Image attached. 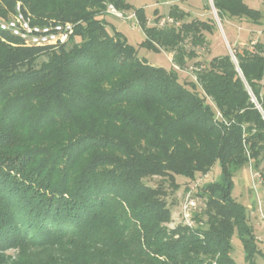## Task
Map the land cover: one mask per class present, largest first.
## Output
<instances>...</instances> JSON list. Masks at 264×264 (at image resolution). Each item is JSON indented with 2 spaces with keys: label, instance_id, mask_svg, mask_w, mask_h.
Segmentation results:
<instances>
[{
  "label": "trees",
  "instance_id": "obj_1",
  "mask_svg": "<svg viewBox=\"0 0 264 264\" xmlns=\"http://www.w3.org/2000/svg\"><path fill=\"white\" fill-rule=\"evenodd\" d=\"M212 3L221 22L263 19L246 0ZM18 4L37 24L75 30L57 49L0 35V264H236L235 235L246 264L264 259L233 196L234 173L264 160V42L234 49L236 61L226 54L198 64V84L185 85L176 68L141 59L107 16L110 5L131 11L140 47L173 54L183 70L215 25L187 21L177 5L173 24L160 26L159 12L150 25L145 8L127 0H0V15ZM216 164L219 179L195 191L207 200L203 226L168 230L166 187L145 179L177 190L176 176L192 181ZM11 249L19 251L12 262Z\"/></svg>",
  "mask_w": 264,
  "mask_h": 264
},
{
  "label": "rangeland",
  "instance_id": "obj_2",
  "mask_svg": "<svg viewBox=\"0 0 264 264\" xmlns=\"http://www.w3.org/2000/svg\"><path fill=\"white\" fill-rule=\"evenodd\" d=\"M130 5L135 8H145L146 15L149 19V24L154 25L159 12L162 16L161 22L168 19L170 8L177 5L179 9L189 14L187 21L199 19L215 25L212 33H205L207 44L196 49L197 58L189 60L186 68L179 70L173 64V54L167 52H153L145 48H141L140 44L145 39L142 29L139 27L134 14L129 11H117L122 14V17L108 13V20L112 26L120 31L128 40V42L139 51V57L145 59L149 64L161 67L167 70L176 68L179 73L180 82L189 85L194 82L197 83L196 71L200 70V66H208L211 59L217 56L230 54L232 59L236 61L234 56V49L241 51L245 48L252 49L257 42H264V2L262 0H246V3L253 9L259 10L263 13L261 23L254 24L247 19L230 18L228 15L222 19L218 16L216 9L207 6L206 0H127ZM15 14V12H13ZM9 13L7 17L14 14ZM1 16V15H0ZM28 16L32 17L31 14ZM160 22V23H161ZM112 26L110 29L112 30ZM161 26V25H160ZM79 41V40H77ZM15 46V45H13ZM190 48V44H187ZM200 66H199V65ZM198 84V83H197ZM199 91L202 93L200 85ZM208 102L214 107L211 99ZM215 108V107H214ZM221 173L220 165L216 164L210 173L205 176L197 175L195 180H189L183 176H176V183L178 189L175 190L170 186L169 181L160 177H153L145 179V183L152 187H157L163 184L167 190L166 201L172 211L171 222L166 225L168 230H174L178 226H184L182 216V204L188 186L192 183L205 184L219 179ZM235 189L233 196L235 200L248 209L250 223L252 224L255 235L258 241V247L264 252V160L259 170H255L253 164L249 163L234 173ZM199 187V186H198ZM198 205L192 211L190 220L193 226L188 228L196 229L203 226L206 218L198 222V217L202 215L206 209V198L198 197ZM233 251L232 258L236 264H246L245 252L240 239L235 235L232 240ZM6 257L10 261H15L18 257L19 251L11 249L5 252ZM258 264H264V259L260 256L257 258Z\"/></svg>",
  "mask_w": 264,
  "mask_h": 264
},
{
  "label": "built area",
  "instance_id": "obj_3",
  "mask_svg": "<svg viewBox=\"0 0 264 264\" xmlns=\"http://www.w3.org/2000/svg\"><path fill=\"white\" fill-rule=\"evenodd\" d=\"M108 13L122 17L113 6H109ZM173 24V19L163 20L160 25ZM75 24L71 22L50 21L44 24H37L33 19L25 15L21 5L16 6L15 14L11 17L0 16V35L5 34L16 39L22 47L28 48H49L57 49L69 43L74 35ZM177 67V66H176ZM178 68V67H177ZM221 114L217 112V118ZM199 184L192 183L188 186L182 204V216L184 226H193L190 220L191 213L197 208L198 199L195 195Z\"/></svg>",
  "mask_w": 264,
  "mask_h": 264
},
{
  "label": "water",
  "instance_id": "obj_4",
  "mask_svg": "<svg viewBox=\"0 0 264 264\" xmlns=\"http://www.w3.org/2000/svg\"><path fill=\"white\" fill-rule=\"evenodd\" d=\"M210 3H211L212 8L214 9V6H213V3H212V0H210ZM214 10H215V9H214ZM233 58H235V57H233Z\"/></svg>",
  "mask_w": 264,
  "mask_h": 264
}]
</instances>
